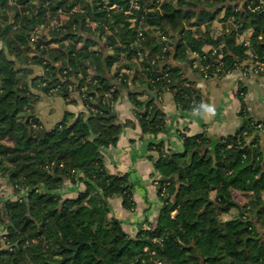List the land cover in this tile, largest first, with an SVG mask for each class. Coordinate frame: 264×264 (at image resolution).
<instances>
[{
  "label": "trees",
  "instance_id": "16d2710c",
  "mask_svg": "<svg viewBox=\"0 0 264 264\" xmlns=\"http://www.w3.org/2000/svg\"><path fill=\"white\" fill-rule=\"evenodd\" d=\"M182 1L148 11L149 27L139 41L124 13L129 0H0V39L6 44L0 49V184L11 190L0 199V264H264V138L257 127L264 123L245 118L235 134L215 140L181 135V153L150 143L161 202L157 220L130 236L109 216L110 198L120 196L128 210L135 204L128 175L110 174L103 164L102 149L116 144L123 125L99 105L109 107L130 81L128 99L142 132L157 134L165 128L154 98L159 92L169 90L179 107L192 108L186 97L191 85L168 63L172 54L201 76L193 52L206 55L201 65H209V77L264 61V0H205L201 14L193 11L198 0L187 1L185 10ZM115 3L121 8H107ZM16 4L22 13L9 21ZM76 5L83 11L46 33L37 31L47 11ZM220 11L237 28L215 57L191 41L184 19L213 20ZM151 26L158 29L157 41ZM248 28L249 44H236V34ZM132 60L136 67L128 74L123 69H132ZM35 92L64 99L75 92L86 112L72 122L66 113L47 129L28 114ZM145 93L152 96L140 99ZM66 181L83 188L64 197L59 190ZM234 189L246 195L245 204L235 201ZM232 205L240 214L221 219Z\"/></svg>",
  "mask_w": 264,
  "mask_h": 264
},
{
  "label": "crops",
  "instance_id": "0c3cea01",
  "mask_svg": "<svg viewBox=\"0 0 264 264\" xmlns=\"http://www.w3.org/2000/svg\"><path fill=\"white\" fill-rule=\"evenodd\" d=\"M164 1L177 0H150V11H160ZM183 0V9L188 5ZM205 0H198L197 6H193L197 14L206 10ZM246 0H240L242 5ZM263 0H260L262 2ZM12 3V1H10ZM220 7H208L213 9ZM240 7V6H239ZM22 5L16 4L14 9L8 11L9 21L12 20L15 12L22 13ZM74 12H82V5H76ZM238 9V8H237ZM236 9V11H237ZM73 12V13H74ZM70 17L68 12L55 14L46 12L45 20L37 29L46 33L53 28L66 22ZM223 11H220L213 20L203 17H192L184 19V29L188 31L191 41L197 48L204 52H210L215 57H220L224 46L225 37L237 24L231 18L222 19ZM96 23L91 22L90 27L94 28ZM149 31L153 40H158L157 27H150ZM264 35H260L262 39ZM251 38V30L243 29L235 36L236 44L248 45ZM69 40L65 44H69ZM78 43L77 45H81ZM101 50L104 51L103 42H100ZM6 48V44L0 39V49ZM174 53L173 48L171 49ZM249 58L253 54L247 50ZM126 61L125 59H123ZM129 63V62H128ZM132 69H123L124 72L133 73L136 61L132 60ZM177 68L178 72L188 80L190 89L186 92L187 100L191 109L179 107L174 95L169 90L159 92L154 96L156 105L164 115V130L157 133H144L138 123V118L131 105L128 95L133 91V85L129 81L127 88L121 89L120 95L109 106L114 112L112 116L115 121L122 124V130L115 145L102 149V159L106 171L110 174H127L132 185L134 208L125 209L122 206V198L116 196L108 200L110 209L109 216L117 218L121 222L123 230L133 236L140 227H146L155 223L158 218L161 202L157 196L155 157L156 153L149 150L150 143L163 142L164 148L170 153H181L184 150L181 135L194 136L203 134L212 140L235 134L242 126L245 118L254 122L264 123V73H256L252 64L246 67H236L223 75L204 78L195 72L184 60L174 59V55L168 60ZM248 73H244V70ZM243 87L242 100L239 98V88ZM32 108L28 114L35 116L45 128H51L60 122L66 113L73 115L72 122L77 114L86 112V107L81 98L72 92L69 98L64 99L58 94L44 95L35 92ZM76 95V96H75ZM192 95V97H190ZM152 96L150 93L139 95L145 100ZM107 115V113H106ZM111 118V117H110ZM258 135L264 138V125L260 128ZM207 147V146H206ZM83 188L81 183L72 185L66 181L59 193L64 197L73 198ZM234 199L238 204H245L247 197L238 189L233 191ZM229 203H232L230 201ZM234 206V205H232ZM236 207V206H235ZM247 216V213L244 216ZM221 217V216H220ZM222 219V218H221ZM229 219V218H228ZM223 220H227L223 219Z\"/></svg>",
  "mask_w": 264,
  "mask_h": 264
},
{
  "label": "built area",
  "instance_id": "2783aa9c",
  "mask_svg": "<svg viewBox=\"0 0 264 264\" xmlns=\"http://www.w3.org/2000/svg\"><path fill=\"white\" fill-rule=\"evenodd\" d=\"M162 0H158V2L160 3ZM107 8L109 9H119L121 8L120 5L118 4H112L110 6H108ZM150 11L149 8H147L146 6L142 5L140 0H129L128 2V9L124 11L125 15L127 16V21L129 22V26L130 27H134L135 32H136V38L139 41H142L144 39V29H146V27H149L146 24V18H145V14ZM63 12H68L70 15L74 12V9H71L70 11H64L63 9H58L56 10L55 14H60ZM88 25H91V22L89 20H87ZM33 40V37H32ZM164 50L167 49L166 46L163 47ZM194 55V60H193V65L195 67H198L200 69L201 74L203 75L204 78L209 77V65H201V61L202 59H206V55H200L199 53L193 52ZM253 66V70L256 73H264V61H259V60H255L252 63ZM218 70V69H217ZM244 73H248V70H244ZM159 78H151L149 79V81L151 83H154L156 81H158ZM258 128H261L262 125L258 124L257 125ZM156 185H157V179H156ZM3 188H5V186L0 184V199L4 200L7 199L8 197H6L4 194V190Z\"/></svg>",
  "mask_w": 264,
  "mask_h": 264
},
{
  "label": "rangeland",
  "instance_id": "374dc122",
  "mask_svg": "<svg viewBox=\"0 0 264 264\" xmlns=\"http://www.w3.org/2000/svg\"><path fill=\"white\" fill-rule=\"evenodd\" d=\"M3 190H4V194L3 195H5L6 197H9V195H11L10 194L11 193L10 189H7L5 187V188H3ZM173 214L175 215V211L172 212V215ZM238 214H240V209H238V207H235V205L234 206H230V207H228V208H226V209H224V210H222L220 212V216H221L222 219H226V218L228 219V218L234 217V216H236ZM244 214H246V213H244ZM156 264H160V262L157 261Z\"/></svg>",
  "mask_w": 264,
  "mask_h": 264
},
{
  "label": "water",
  "instance_id": "95a60500",
  "mask_svg": "<svg viewBox=\"0 0 264 264\" xmlns=\"http://www.w3.org/2000/svg\"><path fill=\"white\" fill-rule=\"evenodd\" d=\"M186 92H187L188 95L190 94L188 91H186ZM190 97H192V95H191ZM99 107H100L104 112L107 113V115H106L107 118H110V117L116 115V112H114V111H113L111 108H109V107H102L101 105H99ZM45 132H46L45 130L42 131V133H45ZM229 202H230V201H229ZM72 258H73V257H72Z\"/></svg>",
  "mask_w": 264,
  "mask_h": 264
}]
</instances>
